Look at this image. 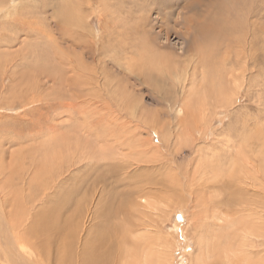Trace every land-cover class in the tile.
Wrapping results in <instances>:
<instances>
[{"label":"rangeland","instance_id":"rangeland-1","mask_svg":"<svg viewBox=\"0 0 264 264\" xmlns=\"http://www.w3.org/2000/svg\"><path fill=\"white\" fill-rule=\"evenodd\" d=\"M0 1V206L7 213L80 198L91 210L104 206L118 264H197L199 243L202 264H221L225 254L235 264H264L263 55L246 70L235 64L241 78L230 105L221 100L228 88L212 86L207 71L203 79L199 68L190 85L180 82V66L182 75L172 70L193 37L185 22L192 15L154 6L176 0H76L78 10L45 0V12L39 0ZM142 43L151 45L145 64L127 69ZM45 49L49 62L40 57ZM44 63L55 77L45 76ZM74 73L80 86L71 84ZM191 88V106H182L179 91ZM225 198L254 211L255 223L215 221L210 204ZM77 236L82 240L84 229ZM28 254L30 262L47 264Z\"/></svg>","mask_w":264,"mask_h":264},{"label":"bare ground","instance_id":"bare-ground-1","mask_svg":"<svg viewBox=\"0 0 264 264\" xmlns=\"http://www.w3.org/2000/svg\"><path fill=\"white\" fill-rule=\"evenodd\" d=\"M57 1L59 0H50V3L54 6L56 5ZM39 2L43 8L41 9V11L45 12L47 10V6L49 5L48 4L49 1L47 2L45 0H39ZM60 2L62 4L64 3L67 6H71L75 9L77 8L79 9L80 7V3L76 2V0L73 1L60 0ZM97 2L98 4L105 3V1L102 2L101 0H97ZM180 7L184 11L187 10L188 12L191 13L192 15L191 18L190 17L188 18V16L190 15L189 14L187 16L188 19L186 18L187 20L185 22L186 24H189L194 31L192 39L188 41L185 47L183 48V53H184L182 55L184 56L183 62L177 61L180 63L176 65H172V63H174L175 60L172 58V60L170 61L166 54H161V53H155V54L152 53L154 55V58L156 57L157 59L160 58L162 60L163 59L167 60L169 64L173 66V68L172 67L170 68H172L174 72L177 71V73H180L182 75L181 70L179 72L176 68V66H180L184 73V76L183 77L181 76L182 78L180 77L181 83L186 82V84L192 85L194 78L197 76V70L199 68L202 71L200 74H203L204 72L207 71V73L211 76V78H213V80L210 83L212 86L213 85L220 86V89L218 88L220 91L224 87L228 88L229 92L224 93L225 97L221 96V100L224 101L226 104L231 105L232 102L236 101L234 99V95L240 84L238 83V81L241 78V76H237L234 73L236 68L234 67L235 64L238 63L239 64L238 66H242L245 69L248 68L249 65L251 66V60L253 61V59L256 56L258 57L259 55H263L264 57V24L260 25L259 24L260 22L255 20L256 16L257 17L259 16L258 15V13L260 12L259 10L264 8V0H188L187 3L185 0H176L174 2L159 3L156 6H154L156 10L160 9L163 11V13L164 12L171 13L172 11L179 9ZM3 9L5 10L4 7L0 8V13L1 10ZM149 9L147 11H150ZM56 15L59 18L60 11L57 12ZM162 19H164V17H162ZM4 35L3 38H6L4 37ZM60 35L62 37V34ZM141 45L142 46L140 47V50L142 52L140 53L139 60L136 62L133 61L132 63H128L129 66L127 69L130 70V68L134 66L137 68V66L140 67L141 65L145 64L146 59L148 57H146L143 54L145 52H147L148 54V50L151 49V45L146 44L144 46L143 43ZM44 51H45L44 53H40L41 54L40 57L42 59L44 58L43 62L44 61L49 62L50 59L52 58V55H50V52L47 53L48 51L46 52V49ZM53 55L56 56L60 64L61 61L62 64H64L63 61L64 57L58 55L56 51L53 52ZM150 59L151 58H149V60ZM66 63L67 66L70 64L69 65L70 70L71 67H73L72 72L76 71V67L74 69V66L71 65L70 60L69 62ZM41 68L45 76L47 75L49 76L51 74V77L53 76L55 77L54 75L55 69L52 67L51 64L44 63V65H42ZM204 74H203V79H205ZM72 78H69L72 86L74 87L80 86V84L76 80H74L76 78L75 73L74 75H72ZM66 81L68 80L66 79ZM194 92L196 91L195 89L192 88L185 91H179V93H181L184 96L182 106H191V97L189 96L190 95L192 96ZM203 104H205V102ZM199 186H196L195 188ZM236 194H239L241 195V197H244L243 194H241L240 190H237ZM240 200L250 204L249 201L243 200L241 198ZM234 201H235L234 199L229 198L226 202L222 201L221 206L216 203L210 204L213 212L212 213L213 219L215 221H220L225 223L234 220V218H242V219H246V221L247 219H249L250 221L251 212L254 211H247V209L245 211L244 208L242 207L237 209L232 205ZM84 204L85 203L80 198H77L76 200L72 201V203H70L69 205H66L65 203H60L58 205L45 206L43 204L44 206L42 205L43 207L40 210L38 209L37 211L36 209V212L33 211L32 214H30L32 208L26 206L24 208L23 207L20 208L17 212L18 214L15 215L13 214L14 216H16V218L11 213H7L5 211L6 206L2 204L0 206V211L2 213L1 218L4 219V226L1 230H4L5 234L2 237V240L0 241V263L9 264L7 261L12 262L24 258L25 259L24 264H38V263L30 262L31 257H29L28 251L31 249L32 252L37 253L36 256L38 257L41 256L47 264H118V252H116V248H115L116 243L111 238V233L114 226L109 227L107 221L108 215L107 213H105L106 210L105 208H103L104 206L102 205V207H99V205H97L96 208L93 206L94 208L93 210H91V208L86 207ZM236 204L237 203H235V205ZM15 208L16 207H13V209ZM108 214H110V210L108 211ZM85 217L90 219L89 221H92V223L85 226L84 225ZM227 217L230 218L229 221L227 220L228 219ZM102 218H103V222L97 224L98 227H96V221L98 222ZM253 220L252 222L250 221L252 224L255 223ZM241 223L242 220L240 221V225H242ZM243 228L246 227L243 226ZM83 229L85 232V236L83 237L82 240L80 239L78 240V238L80 237L77 235L81 230L83 231ZM242 230L243 233H245L244 230L246 229H242ZM248 231L250 230H247V232ZM245 236L248 235H244V237L243 236L240 237L245 238ZM76 242H79L78 243L79 249L77 251L74 250L75 252L74 251L71 252L70 251L72 250L71 247H73V244H75ZM199 245H200V252L196 256V261L197 264H202L204 262L203 258H205V256L203 255V247H201L202 244L199 243ZM50 253L54 255V259L50 258ZM220 258H222L221 260L223 261V263L221 264L237 263V262L234 263L233 257L230 256L229 258L228 254H225L223 255V257ZM240 259L241 258H238L237 260L240 262L241 261ZM134 263L138 264L137 260L131 261L130 263L127 264H134Z\"/></svg>","mask_w":264,"mask_h":264}]
</instances>
